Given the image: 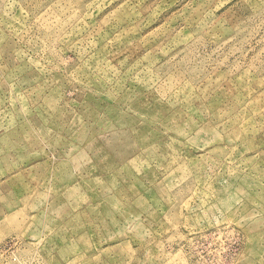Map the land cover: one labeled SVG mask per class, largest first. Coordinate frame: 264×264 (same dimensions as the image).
Returning <instances> with one entry per match:
<instances>
[{"label":"rangeland","instance_id":"obj_1","mask_svg":"<svg viewBox=\"0 0 264 264\" xmlns=\"http://www.w3.org/2000/svg\"><path fill=\"white\" fill-rule=\"evenodd\" d=\"M0 264H264V0H0Z\"/></svg>","mask_w":264,"mask_h":264}]
</instances>
